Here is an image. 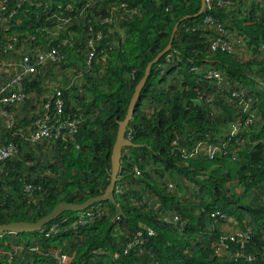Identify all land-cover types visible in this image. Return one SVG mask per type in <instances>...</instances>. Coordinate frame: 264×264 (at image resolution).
Instances as JSON below:
<instances>
[{"label":"trees","instance_id":"16d2710c","mask_svg":"<svg viewBox=\"0 0 264 264\" xmlns=\"http://www.w3.org/2000/svg\"><path fill=\"white\" fill-rule=\"evenodd\" d=\"M6 1L7 10L16 6L17 0ZM218 1L193 16L201 0H95L83 11L84 0H25L2 20L8 22L0 23V86L7 64L21 55L36 61L48 49L66 55L60 64L83 71L65 87L52 85L60 87L61 115L73 126L41 141L27 137L51 95L42 72L59 63L23 77V101L0 104V145H15L0 161V225L36 222L61 201L103 193L133 91L174 25L190 16L151 67L127 125L125 136L138 146L121 155L117 205L96 203L102 211L85 224L78 222L82 211H64L40 231L0 233V264H60L59 255L65 264H264V0ZM54 13L70 19L48 38L58 22ZM206 15L224 27L225 40L236 39V51L212 48L221 36ZM210 66L224 73L220 85L202 77ZM240 89L252 99L244 116H254L226 141L222 134L243 115L232 95ZM19 105L23 116L15 115ZM197 141L221 143L223 151L183 157L179 148ZM54 223L58 232L46 235ZM139 231L138 243L129 246Z\"/></svg>","mask_w":264,"mask_h":264},{"label":"built area","instance_id":"2783aa9c","mask_svg":"<svg viewBox=\"0 0 264 264\" xmlns=\"http://www.w3.org/2000/svg\"><path fill=\"white\" fill-rule=\"evenodd\" d=\"M95 0H84V6L82 8L81 11H83L86 7L91 6L94 3ZM25 2V0H17L16 1V6L13 7L10 10L6 9V0H3L0 3V13H2L0 15V23L4 24L8 21H2L3 19L8 17H12L16 12H18V8L23 5ZM30 2V0H29ZM228 0H219L218 3L219 4H223V3H228ZM207 5V7H210V0H205V6ZM204 6V9H205ZM5 10V11H3ZM54 16L56 18V20L58 21L55 25V27L52 29V32L50 34H48V38H52L50 35L52 36H57L59 35L60 30L62 29H66V26L69 22L68 17H63L61 15H58L56 13H54ZM110 18H105V21H109ZM204 21L208 24H210L211 26H213V28L217 31V33L221 36V38L218 39H214L211 44H212V48H216V47H221L224 48L226 50L229 51H236V46L233 45V43L236 42V39H231V40H225L224 36L226 34V31L224 29V27L214 21L211 16L206 15L204 17ZM71 36V35H70ZM100 34L97 33L95 35L96 38H99ZM14 41L16 40V35L12 34L11 38L8 39L9 42L6 44L9 47H11L12 45V40ZM240 41L241 40H237ZM16 42V41H15ZM91 42L93 43V39L88 41V44L90 45ZM4 52H6V48L3 50ZM66 55H60L58 53L57 50L55 49H51V50H46L44 51V53H41L38 56V59L36 61H32L31 57L28 55H21V59L19 62L17 63H10L7 64L9 67L8 70L4 71L3 73L6 74V80L3 83V85L0 86V104H8L11 103L13 101H23L24 100V93H23V77L27 76V75H32L34 76L35 73L40 70V68H42L43 66L49 64V63H60ZM169 55H167L168 58ZM92 57V52H89L88 56H87V62H90V59ZM243 58H247L245 56H243ZM4 66V65H3ZM2 66V67H3ZM0 67V72L3 71V68ZM38 68V69H37ZM69 72L76 74V77H80L82 76V71L83 69L81 68V70H78L77 68L70 66L69 68ZM196 72H200V68L197 67L195 68ZM202 77L207 78V79H214L218 85H220V83L222 82L223 78H224V73L221 72V70H218L217 68H213V67H209L207 69H205L204 71H202L201 73ZM49 89L51 90V95L48 99L41 101L40 107L43 110L42 116L39 117L35 124H36V129L34 131H32L31 133L28 134V139L31 142H38L41 141L44 137L50 136L51 132L54 130H58L60 127H64V126H73V121H71V119H67V118H63L61 115L62 112V106H63V101L61 99V90L60 87L56 86H52L49 87ZM232 95L235 96L238 99V104L243 112V115L238 117L237 119H235V121L230 123L229 128L226 130V132L224 134H222L221 138H225L226 141H230L232 138L236 137L240 127H241V122L244 120L245 125H248L252 122V118H253V114H250V116H244L245 114H247L249 111H251V105L250 103L252 102L251 98H247L245 96V92L243 89H240L239 91L235 90L232 92ZM207 100L208 101H212L213 100V95H208L207 96ZM248 115V114H247ZM8 123V122H7ZM13 125V122H9L7 124V127H10ZM129 137V133L127 135V138ZM174 144H177V142H174ZM221 143L218 144L217 143H208L207 142H203V141H197L195 142V144L191 147H180L179 151L181 152L182 156L185 158H189V157H194L197 156L199 154H207L209 157H212L214 154H216L218 151H223V146L220 145ZM124 149V148H123ZM15 152V145L13 143H8L7 145L3 146L0 145V161L9 157V155H11L12 153ZM135 174H139V171L135 170ZM120 191V187L116 186V190L115 192H119ZM102 211V208L99 206H91L89 208H87L85 211H82L78 217V222L79 224H85L87 223L89 220H92L97 214H99V212ZM166 220L169 218L166 217ZM172 220L174 221H179V217L178 216H173ZM147 230L149 231V234H152L153 231L150 228H147ZM58 232V224L54 223L52 224L48 230L46 235H48L49 233L55 234ZM141 232L139 231L136 236L133 238V240H131L129 242V246L133 245V244H137L139 241V237L141 236ZM127 246V247H129ZM216 250L221 253L222 252V246L218 245L216 246ZM57 252V251H55ZM59 263L60 264H65V256L64 255H59Z\"/></svg>","mask_w":264,"mask_h":264},{"label":"water","instance_id":"95a60500","mask_svg":"<svg viewBox=\"0 0 264 264\" xmlns=\"http://www.w3.org/2000/svg\"><path fill=\"white\" fill-rule=\"evenodd\" d=\"M204 6H205V0H201V5L198 10V12L193 15H199L204 11ZM190 17L184 16L182 17L173 27V30L171 32L169 41L167 45L162 49L151 61L148 62L146 65V68L144 70V73L140 80L138 81L133 94L131 96L130 102L127 107V112L125 117L119 122L117 134H116V139L112 147V153H111V171H110V180L109 183L107 184L105 190L103 191L102 194L89 197L86 200H84L81 203H75V202H68V201H61L57 203L51 211L46 214L45 216L41 217L39 220L36 222H12L8 224H3L0 225V233L7 232V233H13V234H21V233H28V232H35V231H40L41 228L48 224L50 221L54 220L61 212L64 211H72V212H80L83 211L90 206L95 205L96 203H101L105 201H110L112 204H116L114 194L116 190V182L118 180L117 174L119 171V166H120V159L121 155L123 153V148L124 147H129V146H138L137 144H133L130 139L125 136L126 130H127V125L132 117L134 107L139 99L140 93L147 81V78L150 74L151 67L153 64H155L164 54L168 52V50L171 47L172 40L175 34V30L179 22L185 18ZM196 103L198 102L197 100L195 101ZM117 213L114 216V219L117 218L121 214V208L117 206Z\"/></svg>","mask_w":264,"mask_h":264},{"label":"rangeland","instance_id":"374dc122","mask_svg":"<svg viewBox=\"0 0 264 264\" xmlns=\"http://www.w3.org/2000/svg\"><path fill=\"white\" fill-rule=\"evenodd\" d=\"M69 67L65 66V63H59L58 66L50 68V71L46 72L43 71V84L45 89H48L49 87H52L53 83H59V86L65 87L67 83H70L71 81L75 82V77L73 73L69 72ZM78 68V67H76ZM49 72H52V75H49ZM41 73V74H42ZM82 77H77V80L81 79ZM56 86V84H55ZM1 107V105H0ZM24 105H19L18 109L16 110V114L18 116H23L26 113H24Z\"/></svg>","mask_w":264,"mask_h":264}]
</instances>
